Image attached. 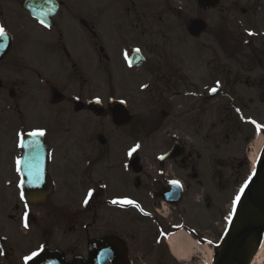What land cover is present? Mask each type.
Masks as SVG:
<instances>
[{
	"label": "flooded vegetation",
	"instance_id": "af4514ba",
	"mask_svg": "<svg viewBox=\"0 0 264 264\" xmlns=\"http://www.w3.org/2000/svg\"><path fill=\"white\" fill-rule=\"evenodd\" d=\"M0 28V264H211L264 141V0H0Z\"/></svg>",
	"mask_w": 264,
	"mask_h": 264
},
{
	"label": "water",
	"instance_id": "95a60500",
	"mask_svg": "<svg viewBox=\"0 0 264 264\" xmlns=\"http://www.w3.org/2000/svg\"><path fill=\"white\" fill-rule=\"evenodd\" d=\"M201 5L210 0H199ZM264 233V153L251 175L233 213L226 237L213 264H249ZM107 253L102 258L101 254ZM28 264H130L125 246L115 239H103L90 246L87 262L74 259L66 263L55 254L43 251Z\"/></svg>",
	"mask_w": 264,
	"mask_h": 264
},
{
	"label": "snow or ice",
	"instance_id": "6c2138e0",
	"mask_svg": "<svg viewBox=\"0 0 264 264\" xmlns=\"http://www.w3.org/2000/svg\"><path fill=\"white\" fill-rule=\"evenodd\" d=\"M249 35H252V33H249ZM3 38H4V29H3V28H0V40H2ZM130 66H131V65H130ZM212 91L215 92L216 89L213 88ZM259 127H260V126L257 125V128H259ZM28 135H29L30 137H33L32 141L29 143L28 147L33 148V149H37V148L39 147V142H38V140L35 139V138H37V137H41V136H44L45 133H44L43 131H33V132L28 133ZM21 139H22V138H21ZM20 146L23 147V144H21ZM136 147L138 148L139 146L137 145ZM134 151H136V148H133V149L129 152V155H131L132 152H134ZM16 165H17V172H19V171L21 170V168H20L21 161H20L19 159L16 161ZM31 174H32V173L29 172V175H31ZM37 179H38V177H37ZM172 183H173L175 186L179 187L178 182L173 181ZM88 196H89V197L92 196V192H91V191L88 193ZM237 199H238V198H237ZM84 203L87 204V203H88V200L86 199V200L84 201ZM112 203H113V204H117V203H118V204H120L122 207L125 206V205H133V206L138 207V205H134V202L131 201V200H119V201H118V200H113ZM37 255H38L37 253H32L31 256H27V257H25V264H28V261L33 260V258L36 257ZM106 255H107V253H102V254H101L102 258L105 257Z\"/></svg>",
	"mask_w": 264,
	"mask_h": 264
},
{
	"label": "bare ground",
	"instance_id": "6f19581e",
	"mask_svg": "<svg viewBox=\"0 0 264 264\" xmlns=\"http://www.w3.org/2000/svg\"><path fill=\"white\" fill-rule=\"evenodd\" d=\"M172 240L173 242L170 244V247L172 249L171 251L173 252V254L176 255V257H179L180 259L185 260L190 251V242L183 235H176ZM173 245L182 247V254H179L178 252H176ZM263 247H264V242H263L261 249H263ZM261 251L262 250L258 251L252 263H254L256 260L260 258Z\"/></svg>",
	"mask_w": 264,
	"mask_h": 264
},
{
	"label": "rangeland",
	"instance_id": "374dc122",
	"mask_svg": "<svg viewBox=\"0 0 264 264\" xmlns=\"http://www.w3.org/2000/svg\"><path fill=\"white\" fill-rule=\"evenodd\" d=\"M219 245V244H218ZM264 249V248H263ZM262 253L264 254V250H262ZM260 258H261V256H260ZM260 258L258 259V261H260ZM208 259L206 260V264H208Z\"/></svg>",
	"mask_w": 264,
	"mask_h": 264
}]
</instances>
